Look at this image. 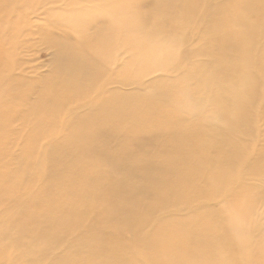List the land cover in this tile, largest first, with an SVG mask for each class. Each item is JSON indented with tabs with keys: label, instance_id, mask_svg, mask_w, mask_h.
I'll use <instances>...</instances> for the list:
<instances>
[{
	"label": "rangeland",
	"instance_id": "374dc122",
	"mask_svg": "<svg viewBox=\"0 0 264 264\" xmlns=\"http://www.w3.org/2000/svg\"><path fill=\"white\" fill-rule=\"evenodd\" d=\"M159 1L0 0V216H13L11 221L4 222L8 230L5 231V226L0 223V264H63L66 258L75 261V264H88L83 258L86 256L83 250H90L93 246L86 238H78L80 232L108 235V230L118 223L144 219V213L137 214V218L132 216L134 206L130 210L120 199L105 195L100 197L93 188L97 182L115 183L114 174H101L96 170L100 155L106 154L105 160L112 162L117 155L130 149L136 152V159H143L141 162L152 158L154 165H160L159 162L169 159L167 150L162 151L158 144L152 150L146 145L136 146L135 138L139 131L135 129L148 131L154 126L160 129L175 116L186 115L183 116L185 123L206 124L205 119L208 123L217 121L213 130L220 132L231 126L224 121V113L232 111L231 107L236 104L239 106L236 96L255 89L256 99H259L245 104L247 119L241 125L250 145L264 146V75L257 74L261 72L258 56L264 53V23L258 33L250 28L251 18L258 16L264 19V11L257 12V15L253 11L244 13L246 8H242L243 3L238 5L239 0H184L187 7H177L173 13L166 15L154 10ZM188 6L193 11L191 17L185 20L183 15L188 14ZM237 6L240 8L233 9ZM217 12L226 15L218 18ZM239 13L245 14L242 20L237 19ZM240 28H245L247 32L243 37L236 38L234 29ZM213 32L218 34L213 35ZM233 38L238 39L240 46L255 40L252 54L257 61L247 56L245 72L240 76L247 84L245 90L230 85L227 74H222V80L213 82L206 78L207 73L203 69L198 73L192 69L204 62V55L210 52L219 56V45L232 42ZM64 49L70 50L74 57L66 60L57 57V51ZM234 52L240 54L239 50ZM87 59L93 60L88 67L85 65ZM220 60L221 56L218 66L223 64V68L229 70L230 65ZM261 61L264 62V59ZM72 62L81 66L71 70ZM215 77L221 75L215 73ZM252 81L256 84L255 88ZM218 90L231 97L232 102L226 97L217 98ZM197 103L200 108L205 107V114H198L197 120L193 121L195 117L187 116L196 112ZM80 119L86 122L79 123ZM132 122L139 126L135 127ZM179 129L180 126L174 127V130ZM83 130L93 133L94 138L85 141L83 135H74ZM104 130L112 137L107 143L96 138V134ZM140 134L142 136L143 131ZM171 135V132L162 134L152 140L156 142L162 138L169 142L175 139ZM54 145L60 148L83 145L76 151H92L95 155L94 158H80L77 154L71 156L75 163L79 161L84 167L82 175L76 178L77 184L72 186L68 175L72 165L67 164L65 169L62 163L56 161L59 154H52L51 147ZM247 157L249 160L257 158L251 153ZM52 158L55 160L51 161ZM122 160L126 163L134 161L127 156ZM44 163H48L53 170L39 176L36 164ZM139 163L133 165L137 176L143 173ZM244 168L254 170L250 166ZM238 171L236 169L231 176ZM85 175H90V179ZM144 175L146 179L136 178L137 186L152 182L153 172H145ZM167 177L170 176L164 175L162 180ZM263 182L264 176L252 179L247 185L254 189ZM150 186L153 193L159 189L157 185ZM161 190L166 194L168 192L171 199L177 195L171 187ZM127 193L128 190H119L116 198ZM84 194L93 196L90 198L92 215L88 218L89 222L67 225L72 213H78L84 217L83 220L87 218ZM250 194L245 201L243 196L232 198L234 206L221 195L213 200L212 205L221 210L225 218H233L230 231L234 235L248 246L264 252V198L255 201L254 191L251 190ZM153 195L139 192L132 196L143 208L154 199ZM109 199L113 200L114 206L106 201ZM18 203L23 204V208ZM60 205L65 210H59ZM123 206L127 211L118 216L114 208ZM172 209L148 210V215L152 214L151 221L144 227L143 234L153 230L155 220L159 222L167 216V212L176 211ZM179 213L188 214L185 211ZM60 218L63 219L61 222ZM22 223L24 226L20 232L19 224ZM65 224L66 229L63 228ZM123 231L118 236H124L123 243L127 247L124 258L130 262L136 258L139 240L133 239L127 228ZM5 234L9 238L2 240ZM13 236L23 242L19 245L12 243L10 237ZM59 237H65L68 243L54 245ZM67 245L77 250H71ZM250 247L242 246L241 249L250 254ZM93 254L97 259L101 257L95 252Z\"/></svg>",
	"mask_w": 264,
	"mask_h": 264
},
{
	"label": "bare ground",
	"instance_id": "6f19581e",
	"mask_svg": "<svg viewBox=\"0 0 264 264\" xmlns=\"http://www.w3.org/2000/svg\"><path fill=\"white\" fill-rule=\"evenodd\" d=\"M237 2H239L238 5L240 3H243L242 8H246L244 10V13L253 11L254 15H257L258 13L260 12L263 13L264 11V0H239ZM232 5L234 6V2L232 3ZM235 5H237V3H235ZM177 7L185 8L187 6L184 0H160L158 6H156L154 10L156 12H162L165 13L166 15H170L171 13L174 12L173 10L176 9ZM188 7L190 10L187 13L190 15L188 14L183 15L185 20L191 17V12L193 11L191 6ZM237 8L240 7L239 6L233 7V9H237ZM244 13L242 14L239 13V18L237 19L242 20L245 16ZM218 14L219 13L217 12L216 16L218 18H223V16L226 15L225 13L219 15ZM262 23H264L263 18L261 17L258 18V16H253L250 21V28L252 27L253 29L252 31L258 33L259 30L262 31L263 29ZM245 31H246L245 28H240L239 30L234 29V33L236 35L235 37L236 38L240 36L243 37ZM217 34L218 32H213V35H217ZM147 36H149V34ZM236 38H233L232 42H226L222 44L223 46L219 45L220 48L218 52H219V56H221L220 62L229 64L230 65L229 70H225V68H223V64H221L219 67L218 66L219 56L215 54V52L214 53L210 52L207 55H204V62H200L199 65L196 64L195 68L192 67L194 72L198 73L203 69L205 73H207L206 78L212 80L213 82L214 80H218V81L222 80L223 78L222 74H227L226 77L229 78L228 81L230 85L233 86L236 85L238 88H240V90H245L247 84H245V82L243 81V79L240 78V76L242 73L245 72L244 66L246 63H248L247 56L250 59L253 58V60L257 61V59L252 54V48H253V44H255V40L254 39L250 40L248 44L244 43L243 46H240L237 43L238 39ZM234 50H239L240 54L235 53ZM57 57L66 60L74 56L70 50L64 49L57 51ZM258 57L260 60L258 65L262 73L258 72L257 74L263 76L264 62L261 60L264 59V53L260 54ZM87 61L88 62H86L85 65L88 67L91 65L90 62L93 60L87 59ZM71 66H72L71 67L72 70L77 66L80 67L81 64L77 62H72ZM208 69H210V71H208ZM213 69L214 72H211L213 71ZM215 73L221 75V77L214 78ZM251 83L253 84L252 85L253 88H255L256 86L255 82L252 81ZM75 94L77 95V93ZM216 97L217 98L226 97L232 102V98L222 94V90L221 91L218 90V95ZM258 99L259 98L256 99L255 89L253 91L240 93L239 95H237L236 100H238L239 106L236 104L235 106L231 107L232 111L230 110V112L226 111L224 113L226 114V118L224 121L231 123V126L220 132L213 130V128L217 127L218 124L217 121L208 123L207 120L205 119L206 124H202L198 122L185 123L183 116L186 117V115L175 116L173 120L171 119V115H169L172 121L168 122L160 129H156L155 128L156 126H154V128H151L148 131L147 130L144 131L143 129L140 130L135 129L140 133L141 131H143L142 136H140L141 134L139 132L137 133L138 136L137 138H135L136 146L141 145L142 147H144L146 145L148 146L147 148L152 150L154 145L158 144L162 151L165 152L167 150L168 153L167 156L169 159L159 162L160 165H154L152 158L147 160L146 162H141L143 159H136L137 157L135 154L136 152H133L130 149L127 151L126 150L123 151V154L117 155L116 160L112 162L105 160L106 154H103L104 156L100 155L97 158L100 161V164L97 165L96 170L101 174L104 173H109V175L114 174L116 178L114 179L115 183L113 184L111 181L95 183L93 187L95 193L97 191L100 197L105 195V196L114 197L115 200L120 199L125 203L124 205L127 208H130V210L131 207L134 206L135 210L131 212L133 217L136 216L137 218V214L139 213L146 214V217L142 220L138 218L139 220L136 219L134 223L131 221L118 223L117 226L112 227L110 230H108L109 231L108 235H104L98 232H92V233L80 232L78 238L81 239L86 238L89 241V244L93 246V248L90 250H85V249L83 250L86 253V256L83 257L86 260V262L88 264H101V263L102 264H235V262L237 263L239 261V264H264V259H262V257L264 256L263 250L260 248H256V247L253 248L248 246L247 243L241 240L239 236L234 235L230 231L233 218L231 217L225 218L223 212L221 210L215 209L212 205L213 200L216 197L224 195L226 197V201L228 202V204L234 206V204L232 203L233 202L232 198H235V196L238 197L243 196L245 201L247 196H249L251 190L254 191L253 195L258 198V199L256 198L255 201L261 199V197L264 198V182L258 185L254 189H251L249 185H247V183L252 179H257L258 177L264 176V146L256 147L254 145L253 146L250 145L246 141L247 137L244 132V127L241 125V123L247 119L245 115V104H247V102H254ZM229 106H231V103ZM162 108L159 109L162 110ZM198 108L202 110L198 111L199 110ZM204 108L205 107L200 108V104L198 105L197 103L196 112L188 114L187 117L188 118L195 117L193 121H196L198 118V114H203L204 116L205 114ZM106 109L107 108H105V110ZM162 113L165 112L162 111ZM159 115L161 116V113ZM170 119H168V121ZM80 120L81 121L79 123L86 122L85 119H80ZM147 121L150 122L149 120ZM133 123L134 122H132V124ZM150 123H152V121ZM157 123L158 122H156V124ZM133 125L135 127L139 126L135 124ZM175 126H180V129L174 130ZM113 131L111 132L113 133ZM170 132L172 133L171 136L175 137V139H172L169 142L163 140L162 138L158 140L160 141L159 143L158 141L154 142V140H152V139L155 140L157 139L154 137H160L162 134H167ZM74 135H78V137H81L83 135V140L85 141L94 138L93 133L84 132V130L82 133H77ZM96 135H97L96 138L103 143H107L112 138L105 130L100 131L99 134ZM72 139L74 138L72 137ZM174 141L176 142L173 143ZM83 145H79L80 147L65 146L60 148L59 146L57 147V145L51 147V150L54 151L52 154H55V152L56 154H59L58 155L59 159L56 160L57 162H59L60 164L62 163L63 167L64 166L67 167V164L72 165L71 171L67 170L68 175H70L71 177L72 186L77 184L76 178L82 175V171L84 170V167L83 165H80L81 163L79 161H77L79 164L75 163L71 156L74 154H77V156L80 158H84V156H88L89 158L90 157L92 158L93 156L94 158L95 156L92 153V151L91 152L76 151L77 148H81L83 147ZM136 150L137 149H135V151ZM248 153L254 154V156L256 155L257 158L249 160V158L247 157ZM126 156L130 157L134 161H131L130 163H126L127 161L124 162L122 158L123 157L125 158ZM54 160L55 158L51 159V161ZM137 163L141 165L140 168L143 172L139 176L135 174L134 166H133V165L137 166ZM36 165H37L36 172L38 173L39 176L45 175V172L52 168L48 163L47 165H45V163L42 165L41 164H36ZM57 166L59 169V165ZM245 166H250L254 170L246 169L244 168ZM236 169L239 170L238 171L239 173H237L235 176H231V174H233V172ZM149 171L153 172L154 174V178L152 182L148 183L147 185L144 184L143 186H137L136 178L140 177L146 179L144 174L145 172H149ZM64 173L66 172L64 171ZM166 174L172 178L167 177L164 180H162V178ZM62 176H64V174ZM85 177L90 179V175L89 176L85 175ZM65 178H66V174H65ZM16 180L14 179L15 183ZM150 184L152 186L157 185L159 189L157 188V191L153 193ZM8 187L7 189H9ZM166 187L167 188L171 187L172 192L177 193V195L174 196L173 199L170 198L168 192L166 194L165 193L166 191L163 192L161 190V189L166 190ZM119 190H128V193L119 196V198H116ZM139 192H143L146 195L152 193L154 194L153 195L154 199L148 205L144 206L143 208H140L139 207L140 204L137 203L138 199L135 200L133 198V196H135ZM193 197L195 199L191 200V198ZM90 198H93V196H87V194H84L83 196L84 201L87 199V204L85 205V209L87 208L88 210L87 218L83 220L84 217H80L78 213L76 214L72 213V215L69 216L70 221L67 222V225L73 224L74 226L73 222H77V224L79 225L83 224V222L85 221L89 222L88 218H91L92 215ZM30 200L31 199H29V201ZM106 201L107 202L110 201L111 205L114 206L112 199ZM30 202H28L29 206L31 204ZM19 206L18 208H21ZM24 206H25V202H24ZM166 207H168L169 209L173 208L172 210H176V211L167 212L166 213L167 216L164 217L163 219H159V222L155 220L156 225L153 228V230H151L148 234H143L144 227L151 221L150 217L152 214L148 215L147 213L148 210L151 211L153 209L159 210L160 208L164 209ZM114 209H115L114 212L118 216L126 213L127 211L124 206ZM59 210H65L63 209V205H60ZM181 211H185L188 214L181 215L179 213ZM10 217L7 215L0 216V223L4 225V222L11 221L13 216L11 218ZM61 219L62 218H60V222ZM110 221L112 222V219H110ZM19 225H20L19 227H21L20 232H22V228L24 224L22 223ZM67 225L65 224L63 228L66 229ZM4 226L5 227H3V229L5 231L8 230L7 226L6 225ZM125 228H127L132 233L133 239L139 240V244H138L139 250L136 253V258H134L130 262H126L124 258V254L127 251V247L123 243L124 236H118L123 234L124 232L123 230ZM47 234L49 236L51 235L50 232H48ZM43 237L45 236L43 235ZM1 238L2 240H7L9 236L5 234ZM10 241L18 245L23 242L22 239L17 237L14 238V236L12 238L10 237ZM65 242L68 243L65 237L64 238L59 237L55 239L54 245H59L60 243L62 244ZM69 245H67L69 249L71 250L75 249L74 247ZM242 246H245L247 248L250 247L252 249L251 253L248 254L246 250L245 251L242 250L241 249ZM99 250L103 251L102 254L98 253ZM94 252L101 257L97 259L93 254ZM214 256H218V257L214 258ZM63 264H75V261L71 262L69 258H66L63 259Z\"/></svg>",
	"mask_w": 264,
	"mask_h": 264
}]
</instances>
